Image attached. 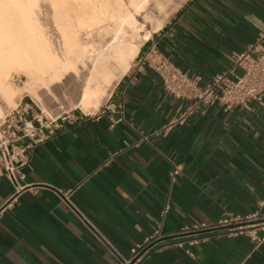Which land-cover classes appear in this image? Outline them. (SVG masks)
I'll use <instances>...</instances> for the list:
<instances>
[{"label": "crops", "instance_id": "1", "mask_svg": "<svg viewBox=\"0 0 264 264\" xmlns=\"http://www.w3.org/2000/svg\"><path fill=\"white\" fill-rule=\"evenodd\" d=\"M256 42L264 46V0H185L137 55L154 45L206 83L240 73L232 55ZM135 58L95 113L74 112L76 121L35 149L13 199L0 176V264H122L159 225L168 234L212 223L264 198V104L199 103L181 120L192 102L167 94ZM173 164L181 171L169 188ZM58 190L71 191L97 234ZM129 264H264V242L223 231L163 237Z\"/></svg>", "mask_w": 264, "mask_h": 264}, {"label": "bare ground", "instance_id": "2", "mask_svg": "<svg viewBox=\"0 0 264 264\" xmlns=\"http://www.w3.org/2000/svg\"><path fill=\"white\" fill-rule=\"evenodd\" d=\"M37 1L0 0V100L9 109L28 96L47 114L44 100L69 86L75 96L71 106L95 113L142 42L168 17L166 12L154 19L152 29L140 34L136 16L152 18L149 1L155 9L168 0H51L53 37L37 19ZM14 76L25 77L22 86L13 85ZM5 111L0 102V116Z\"/></svg>", "mask_w": 264, "mask_h": 264}, {"label": "built area", "instance_id": "3", "mask_svg": "<svg viewBox=\"0 0 264 264\" xmlns=\"http://www.w3.org/2000/svg\"><path fill=\"white\" fill-rule=\"evenodd\" d=\"M234 67L240 69L236 74L232 69L215 74L209 82L200 83L198 77L182 71L164 56L154 45L145 52L138 54L134 60L137 70L146 66L152 69L160 78L163 89L172 97L190 100L191 106L182 114L193 113L196 104L218 103L225 110L236 105H246L250 101L264 104V46L256 42L245 50L232 55ZM20 102L0 116V176H6L13 185V199L26 185L19 183L25 177L23 169L30 164L35 149L62 130L65 122H74L78 116L64 112L56 116L44 114L33 100ZM36 107V109H35ZM83 115L84 113L81 112ZM126 146L130 143L125 141ZM181 166L173 164L169 172V188L177 181ZM57 195L95 234L94 226L83 212L75 206L70 198L71 191L58 190ZM169 203L161 212L164 215L169 210ZM223 231L226 236L246 235L256 245L264 242V198L258 207L244 214L225 212L216 221L193 222L183 225L176 232L164 234L160 225L154 233L139 245L130 248V258L122 264L137 260L153 243L163 237H175L198 232ZM194 242H190L193 244ZM115 255L114 251H111ZM185 253L192 256L189 248Z\"/></svg>", "mask_w": 264, "mask_h": 264}, {"label": "rangeland", "instance_id": "4", "mask_svg": "<svg viewBox=\"0 0 264 264\" xmlns=\"http://www.w3.org/2000/svg\"><path fill=\"white\" fill-rule=\"evenodd\" d=\"M184 2H185V0H168L161 8H155L154 9L153 8L154 3L152 1H149V4H148L149 6L147 7V10L149 12L150 11L149 8L153 9L152 10L153 11L152 12V18L150 17L149 19L148 18L144 19L143 14L136 16L138 23L139 24L141 23L143 26L142 30H140V34H144L145 29H147V30L152 29L153 22L157 18H162L163 15H165V13L167 12L166 15L168 17L164 21V23H165L167 20L170 19V17L175 13V11ZM37 3H38L37 4L38 7H37L36 11H37V19L39 20V23L42 25V27L43 26L45 27L49 36L55 37L57 33H56V28H55V24H54V20H53L54 10H53L51 0H38ZM163 26H164V24H163ZM24 81H25V77H23V76H14L12 79L13 85L16 88L22 86ZM65 89H66L65 91H62V90L60 92L58 91V94H56L55 96H53V95L49 96V97H53V98H51L52 100H50V101L44 100V104L47 107L46 110H44V111H47L48 112V113L46 112L47 114H50L52 116H56V115H59V114L64 113V112H69V113L81 112L80 111L81 109L79 107L71 106V101L75 100V96L72 93V89L69 86ZM107 96H105L102 99L101 104L105 101ZM24 97H25L24 101L31 100L30 97H28V96H24ZM0 102L3 105V107H5V110L7 111L9 108L8 107L6 108V106H7L5 104L6 102L1 101V100H0ZM35 104L39 107V109L42 108L37 102H35ZM35 109H36V107H35Z\"/></svg>", "mask_w": 264, "mask_h": 264}]
</instances>
